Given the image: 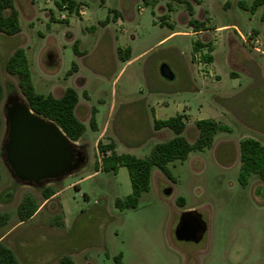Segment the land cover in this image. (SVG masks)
Segmentation results:
<instances>
[{
  "label": "rangeland",
  "instance_id": "obj_1",
  "mask_svg": "<svg viewBox=\"0 0 264 264\" xmlns=\"http://www.w3.org/2000/svg\"><path fill=\"white\" fill-rule=\"evenodd\" d=\"M74 1L70 11L58 8L61 0H14L20 33H0L5 97L12 89L24 99L17 77L6 69L22 48L36 93L58 96L70 88L88 106L76 116L92 113L79 139L84 166L45 185L57 191L46 203L41 188L15 182L6 168L3 119L0 213L9 222L0 229L2 243L21 264H60L63 257L73 264H264V183L256 174L239 183V142L251 138L264 147V5L251 12L239 3L250 8L254 0ZM198 29L205 33L193 35ZM251 31L259 51L240 37ZM240 47L249 58L237 55ZM163 64L173 80L160 75ZM177 114L187 118L183 135L189 143L199 120L229 131L218 132L210 148L168 165L174 194L171 180L153 168L137 207L119 210L116 200L131 193L128 170L102 171L98 142L147 158L155 145L174 137L170 129L155 133L154 120ZM168 188L170 196L164 194ZM25 196L39 208L19 223ZM190 210L208 225L199 243L175 237L181 214Z\"/></svg>",
  "mask_w": 264,
  "mask_h": 264
},
{
  "label": "trees",
  "instance_id": "obj_2",
  "mask_svg": "<svg viewBox=\"0 0 264 264\" xmlns=\"http://www.w3.org/2000/svg\"><path fill=\"white\" fill-rule=\"evenodd\" d=\"M194 1L197 2V0ZM239 5L245 10L249 9L254 12L258 7L264 5V0H254L250 8L242 2ZM57 6L60 9L62 6H67L72 11L76 8V3L74 0H61V3H57ZM189 15H191V12H189ZM262 18H264V14ZM190 23L196 25L195 22ZM0 33L7 36H15L20 33L19 13L14 6V0H0ZM198 45V43L194 45L195 50L198 49ZM206 60L210 61L211 59L207 58ZM6 69L10 75L17 77L18 88L34 113L55 122L73 142H77L82 137L85 127L75 115L78 97L74 90L66 89L59 98L52 94L43 95L36 93L26 53L22 48L16 49L8 59ZM8 90L12 92V89ZM4 91L5 88L0 80V128L3 123L2 104L5 98ZM186 121V116L182 114H177L166 120H154V131L170 129L173 131L174 137L168 142L155 145L150 155L144 159L129 154H118L112 143L104 145L100 141L98 142V152L102 155V171L117 173L120 167H125L128 170L131 193L124 199L116 200L115 205L119 210L123 211L137 207L142 194L150 189L153 168H157L169 180L174 182L168 168L169 164L184 162L191 152L210 148L218 132L229 131L227 126L221 125L216 121L209 119L199 120L195 123V140L193 143H189L183 135L186 129ZM81 150L85 152L83 147ZM239 152L241 162L239 183L242 186L246 185L251 174L258 175L264 183V147L258 141L247 138L239 142ZM40 190L45 201L57 194V191L50 186H44ZM177 202L181 206L184 204L182 198H179ZM38 208L39 205L32 196H25L17 209L19 223L31 219ZM8 222L9 215L0 213V229L6 226ZM59 224L61 225V222ZM1 237L0 264H21L12 250L2 243ZM60 264H73V262L69 257H63Z\"/></svg>",
  "mask_w": 264,
  "mask_h": 264
},
{
  "label": "water",
  "instance_id": "obj_3",
  "mask_svg": "<svg viewBox=\"0 0 264 264\" xmlns=\"http://www.w3.org/2000/svg\"><path fill=\"white\" fill-rule=\"evenodd\" d=\"M160 75L173 80L170 68L163 64ZM6 128L2 144L5 166L13 180L21 185L43 188L59 182L82 168L86 154L52 120L34 113L15 91L8 93L2 105ZM164 194L170 196L172 189ZM208 231L202 215L195 211L181 214L175 229L178 241L199 243Z\"/></svg>",
  "mask_w": 264,
  "mask_h": 264
},
{
  "label": "crops",
  "instance_id": "obj_4",
  "mask_svg": "<svg viewBox=\"0 0 264 264\" xmlns=\"http://www.w3.org/2000/svg\"><path fill=\"white\" fill-rule=\"evenodd\" d=\"M203 18V17H202ZM262 18V17H261ZM219 29H227V26H222V27H218ZM203 33H205V31L203 30V29H198V30H196V31H194V32H192V34L193 35H197V34H203ZM249 34H253V31H251ZM205 35V34H204ZM254 35V34H253ZM240 37L243 39V41L245 42V44H246V40L248 39V38H244V36L243 35H240ZM247 45V44H246ZM254 50V49H253ZM232 49H231V51H230V53H232ZM256 51V50H255ZM236 53H237V55L238 56H240V57H242V58H249V57H246L245 56V54H244V51H243V49L240 47L239 48V50H238V48H237V50H236ZM245 56V57H244ZM244 59H242L241 60V62H244L243 61ZM244 71V70H243ZM247 75H249L247 72H245ZM65 90H62L61 91V93H60V95H55L54 93H50V94H52L53 96H55L56 98H59V97H61L62 96V94H63V92H64ZM123 105V104H122ZM81 107H84L83 109L86 111L87 109H88V106L86 105V104H84V103H80L79 102V100H78V104H77V106H76V108H75V115L77 114V112L79 111V109L81 108ZM110 111H113V106H111L110 107ZM89 114V113H88ZM91 116H92V113L90 112V114L85 118V119H81V118H78L77 116V118L79 119V121L81 122V123H83V125H84V122H86V121H88L89 120V118H91ZM155 133H157L158 131H154ZM103 134V131L100 133V135L98 136V139L101 137V135ZM156 135V134H155ZM101 142V141H100ZM77 145H79V146H81V147H83L82 145H80L79 144V140L77 141V142H75ZM214 143V142H213ZM107 144H109V143H107ZM104 145H106V144H104ZM213 146V145H212ZM119 154V153H118ZM168 183H170L171 185H172V187H173V194H174V192H175V183L174 182H171V181H169ZM57 195V194H56ZM56 195H54L51 199H53V198H55V196ZM50 200V199H49ZM49 200H46V201H49ZM46 201H45V203H46ZM35 215V214H34Z\"/></svg>",
  "mask_w": 264,
  "mask_h": 264
},
{
  "label": "built area",
  "instance_id": "obj_5",
  "mask_svg": "<svg viewBox=\"0 0 264 264\" xmlns=\"http://www.w3.org/2000/svg\"><path fill=\"white\" fill-rule=\"evenodd\" d=\"M259 43H260L259 40L255 36H253V34H250L248 36V39L246 40L247 46H250L257 51H259V49H258ZM100 157L102 158L101 154H100Z\"/></svg>",
  "mask_w": 264,
  "mask_h": 264
},
{
  "label": "flooded vegetation",
  "instance_id": "obj_6",
  "mask_svg": "<svg viewBox=\"0 0 264 264\" xmlns=\"http://www.w3.org/2000/svg\"><path fill=\"white\" fill-rule=\"evenodd\" d=\"M2 113H3V111H2ZM4 119V118H3ZM4 141V140H3ZM2 144H3V142H2ZM1 150H2V146H1ZM1 157H2V159H3V162H4V155H3V153L1 154ZM4 164H5V162H4Z\"/></svg>",
  "mask_w": 264,
  "mask_h": 264
}]
</instances>
